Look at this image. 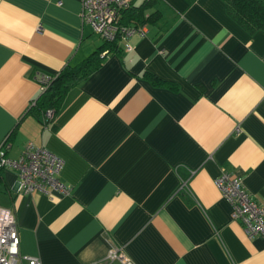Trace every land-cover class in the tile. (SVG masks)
Listing matches in <instances>:
<instances>
[{
  "label": "crops",
  "instance_id": "1",
  "mask_svg": "<svg viewBox=\"0 0 264 264\" xmlns=\"http://www.w3.org/2000/svg\"><path fill=\"white\" fill-rule=\"evenodd\" d=\"M80 9L81 0H0V152L45 146L70 185L18 192L16 171L1 168L19 252L103 264L115 243L133 264H264V236L246 235L214 183L224 169L264 202V31L242 27L224 0H157L145 35L104 52L46 122L31 112L42 77L102 43Z\"/></svg>",
  "mask_w": 264,
  "mask_h": 264
},
{
  "label": "built area",
  "instance_id": "2",
  "mask_svg": "<svg viewBox=\"0 0 264 264\" xmlns=\"http://www.w3.org/2000/svg\"><path fill=\"white\" fill-rule=\"evenodd\" d=\"M131 0H81V21L102 40L115 42L129 50L128 38L133 34L145 35L147 23H123V10L131 6ZM121 42V43H120ZM51 75L42 77L45 88ZM34 104V101H33ZM54 111L47 108L43 112V121H50ZM238 131V127L235 128ZM9 147L7 139L2 140L0 148ZM64 160L42 145L27 141L16 157L0 156L2 167L12 168L17 173L16 190L18 192L40 191L50 194L52 191L69 193L70 185L60 176ZM214 183L230 204V218L240 220L248 237L264 236V202L257 201L243 185L242 178L221 169ZM185 185V180L181 186ZM190 192V191H189ZM0 264H41L38 256L21 254L18 249V231L14 210L0 205ZM93 264V263H85ZM103 264H133L123 247L110 243Z\"/></svg>",
  "mask_w": 264,
  "mask_h": 264
},
{
  "label": "trees",
  "instance_id": "3",
  "mask_svg": "<svg viewBox=\"0 0 264 264\" xmlns=\"http://www.w3.org/2000/svg\"><path fill=\"white\" fill-rule=\"evenodd\" d=\"M157 0H143L141 3L127 7L123 10V23H149L159 18L160 13L157 9L145 14L146 10L154 5ZM226 9L242 27L252 32L257 29L264 31V1L263 0H224ZM115 42L102 40V43L88 55L75 64L64 65L56 76L49 82L45 89L40 93L31 109V112L38 118L40 113L47 108L56 111L67 90L78 81L85 78L92 70L97 68L102 61V54L111 50H116ZM157 83L174 86L172 81L158 78L150 72L145 73ZM2 151L0 156L4 155ZM0 165V177H1Z\"/></svg>",
  "mask_w": 264,
  "mask_h": 264
}]
</instances>
